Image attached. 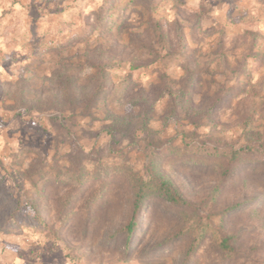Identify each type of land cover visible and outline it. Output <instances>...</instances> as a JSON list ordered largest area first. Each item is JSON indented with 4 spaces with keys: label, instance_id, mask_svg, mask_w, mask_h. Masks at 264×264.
<instances>
[{
    "label": "rangeland",
    "instance_id": "1",
    "mask_svg": "<svg viewBox=\"0 0 264 264\" xmlns=\"http://www.w3.org/2000/svg\"><path fill=\"white\" fill-rule=\"evenodd\" d=\"M258 142L264 0H0V264H264V160L216 167Z\"/></svg>",
    "mask_w": 264,
    "mask_h": 264
},
{
    "label": "trees",
    "instance_id": "2",
    "mask_svg": "<svg viewBox=\"0 0 264 264\" xmlns=\"http://www.w3.org/2000/svg\"><path fill=\"white\" fill-rule=\"evenodd\" d=\"M173 151L172 147L164 149L162 155L165 153H170ZM264 160V142H258L253 146L246 145L242 146L233 152L230 155L225 156V159H222L216 162V167L219 169L221 174V180H228L240 167L249 164L262 162ZM152 172V170H150ZM120 172L113 168H100L99 172L95 173H87L85 171H81L79 174L75 176V184L77 191L91 187L95 183L100 182L101 186L111 185L112 183H118L122 180V176L119 174ZM149 180H145L141 178V189L137 193L136 196V208L137 210L141 209V202L143 201V197H145V192L147 190H153L158 192L162 197H164L166 201V205L169 207H179L185 210H195V206L189 202L186 197L182 194V192L177 188V186L170 179L163 177L161 173H151ZM219 188H215L214 191L217 192ZM82 191V190H81ZM83 192V191H82ZM79 195V194H78ZM100 201V200H99ZM94 202L92 199L89 203ZM90 207L91 210L97 209L98 204H93ZM72 207V206H71ZM75 208H70L69 216L67 219H70L74 216ZM21 213H16L9 221L16 225L19 220L23 219L24 222H28L29 225H34L37 223L41 226V229L45 232L50 228L47 225V221L45 217H43L39 212L36 214H26V218H21ZM65 219V220H67ZM68 221V220H67ZM128 239L133 237V233L135 231V226L131 224L130 229L128 230ZM221 248H223L225 253H229L231 251V246L233 244L234 238L228 237L226 235L219 236Z\"/></svg>",
    "mask_w": 264,
    "mask_h": 264
}]
</instances>
